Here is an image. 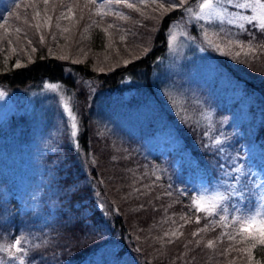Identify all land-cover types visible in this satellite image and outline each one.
Masks as SVG:
<instances>
[{
  "label": "trees",
  "instance_id": "trees-1",
  "mask_svg": "<svg viewBox=\"0 0 264 264\" xmlns=\"http://www.w3.org/2000/svg\"><path fill=\"white\" fill-rule=\"evenodd\" d=\"M54 1L59 7L57 14L52 11L51 18L55 26L59 25L58 34L63 36V30L71 27L60 15L65 18L73 0ZM260 1L264 4V0ZM27 2L12 0L8 10L0 15V24L10 19L14 28L7 35L0 34V49L4 42L20 37L17 29L33 26L36 10L24 7ZM74 2L76 6L83 4V0ZM17 4L19 8L15 7ZM90 5L96 7L91 2ZM19 9L22 10L18 12ZM227 11L251 13L233 7ZM179 12L173 9L163 18L158 17L156 28L151 24L154 32L143 56L107 72H93L88 65L63 62L48 56L46 51L21 67L12 68L14 61L5 62V51H0V88L38 91L43 82L59 84L71 94L73 112L76 108L79 119L76 148L62 135L53 153L44 152V158L36 156V161H45L54 174L50 175L51 188L41 193V211L20 210L14 197H4L0 192V247L23 237L21 246L25 253L17 255L23 257L25 264H264V245L239 233L238 226L221 221V204L217 209L198 210L194 201L200 199L188 183L194 177L196 186L201 183L214 187L223 180L237 179L241 157L237 156L240 151L236 146L241 140L247 143L246 154L242 155L251 158L247 151L256 149V161L264 163V27L254 20L221 25L224 41H232L230 45L241 46L243 51L230 59L227 47L223 49L218 62L205 72V82L200 83L195 81L199 76L191 71L181 75L167 72L168 76L163 71L168 56L166 34ZM13 14L16 19H12ZM135 15V19H142L140 14ZM91 16H87L93 27L91 32L79 28L76 38L81 40L88 34L96 54L105 52V47L128 48L133 39L135 48L142 32L147 30L143 18V24L133 22L128 32L114 26L113 36L105 41L107 29L99 25L104 23L93 14L99 23L96 24ZM22 18L24 23H20ZM146 21L151 23V18ZM191 27L190 33L195 35L197 31ZM217 27L216 24L210 28L209 33L219 31ZM71 74L91 81L94 95L77 84ZM184 74L194 80L185 82ZM124 88L127 90L123 91ZM127 91L131 93L127 97L130 101L136 102L138 97L143 99L142 105L144 101L151 103L149 124L160 123L178 141V146L145 156L137 149L142 135L126 132L140 127L139 124H124L126 133H115L103 126L99 115H120L121 122L133 115H126V105L112 98L115 93L121 97ZM173 95L180 96L181 104ZM223 119H228V124L221 125ZM232 127L242 137L227 145L230 140L225 136ZM187 151L188 161L184 159ZM33 158L30 156L29 160ZM146 164L149 173L142 169ZM161 164L167 165L166 173ZM0 175V185H4L7 174ZM207 230L210 247L200 244V233ZM236 240L240 242L233 243ZM0 264L19 261L10 260L5 251H0Z\"/></svg>",
  "mask_w": 264,
  "mask_h": 264
},
{
  "label": "rangeland",
  "instance_id": "rangeland-1",
  "mask_svg": "<svg viewBox=\"0 0 264 264\" xmlns=\"http://www.w3.org/2000/svg\"><path fill=\"white\" fill-rule=\"evenodd\" d=\"M11 1L12 0H0V15L8 10ZM129 2L137 4L139 11H134L123 5L117 6L115 4L110 7H95L93 9L88 0H83V4L79 3L77 4L78 6L74 4L75 2L73 0L72 4H69V6L74 5L71 7V11L67 9L68 11L65 14V18H63L64 14L60 15V19H64L66 23H69L68 26L71 28L63 30V32L61 31L63 36H60L58 34L60 29H57V26H55L52 21L53 16L51 20L45 23V20L48 17H51L53 10L55 11V14L58 12L59 6L55 4V1L49 0V4L45 6L42 0H29L24 7H29L32 3L37 6L41 5V8L35 7V13L39 12V15L37 16L34 14L36 19L33 22V26L30 27L27 25L26 28L20 27V37L17 39L11 38L9 42H4L5 46H3L0 51H5L3 53L5 62L14 61L12 68H17L14 66L17 60H19L21 66H23L29 62V57H31L32 61L38 53L46 51L48 56L59 59L63 62L67 61L70 64L88 65V68L93 72L110 71L116 67L125 65L126 60L133 61L140 56H143L145 49H147L150 44L154 32L153 28H151V24L155 26V21L158 17L159 19L163 18L166 14L173 11H164L163 9L158 8L157 5L163 3L164 0H156L155 3L153 0H129ZM200 2L201 0H195V2L192 0L189 4L192 6L193 10L196 11L198 10V4ZM239 2L253 4L252 8L240 9L243 11L249 10L251 13L241 14L242 12L227 11V8H235L234 5H227L226 11L224 12L225 18L223 22L219 19H213L211 21L196 20L190 18L180 10L178 13L179 16L169 25V29L172 30L176 39H171L169 36V29L166 34L168 56L167 60L163 62L164 74L168 76L167 72H171V74L174 73L181 75L183 72L191 71L199 76L195 81L201 83L205 82L203 79L205 72L210 70V67L218 62L219 59H217V57L220 56L219 52L223 49L227 47L226 50L229 51L228 54L230 55V59L239 57L237 53L243 51V48L241 46H232L230 45L231 43L224 41V38L221 36L223 31L221 32L219 27L224 24H229L227 22L229 19L234 21L230 25H238L242 24L243 21H248L241 19V17H256L254 21L258 24H261V21L264 20V8L257 7L255 5V0H239ZM106 3L107 0H97V4ZM260 4L264 5L261 1ZM85 5H87V7H85ZM20 10L22 9H19L18 12ZM117 12L122 13L124 16L128 17V19H121L116 15ZM90 14L93 18V14L97 18L99 17L98 20L104 23L99 24L98 21H96L97 18H94L96 24L98 23L99 25L105 26L107 29V35L103 37L105 41L113 36L111 30L115 29L114 26L120 27L124 32H128L131 31L130 28L133 27V22L135 24H140L142 22L140 20H143V18L145 19L143 21L147 26V30L142 32L141 37L139 38L140 41H137L135 48H133V42L136 41L135 39L131 40V44L128 48L123 46L120 49L112 48L110 42H107L111 48L105 50V47V52H98L96 54L92 52L93 49L90 47L91 39L88 36L93 28L88 24L89 22H87V16L89 17ZM135 14H140L142 19H135ZM16 17L17 15L13 14L12 19H16ZM146 18H151V23L146 21ZM24 21L25 19L22 18L20 23H24ZM11 22L12 21L8 19L7 22H2L0 24L3 26L0 27V34L7 35L5 33L14 29L11 27ZM37 24L40 25L39 29L36 27ZM141 24H143V22ZM216 24L219 31L209 33L210 28H214ZM109 25H112V27H109ZM191 26L197 31L195 35L190 33ZM208 27L209 30H207ZM73 28L76 29L74 32L72 31L74 30ZM79 28H85L86 32H88L83 38L80 37L81 40H77L76 38V32ZM62 29H64V27H62ZM205 32L208 33L207 38L205 37ZM41 36L44 38L43 42H41ZM208 39H211L213 43L209 44ZM0 42H2L1 38ZM35 45H38L37 51L32 52L31 49L35 47ZM217 45L219 47H217ZM136 48H139L141 51L138 52ZM49 49H51V52H49ZM61 56L66 58L60 59L59 57ZM73 61L76 62L74 63ZM188 65L191 66V69H189ZM211 70H213V68H211ZM160 71L162 70L160 69ZM71 76L77 84L84 85L90 93L94 95L93 93L95 92L93 91L95 88L93 89L91 87V81L85 79L81 80L75 74H71ZM184 76L185 82L190 79L194 80V78L190 77L188 74H184ZM50 84L51 83L49 82H43L41 86L42 89L38 91L32 89L9 90L0 88V91L6 93L3 98H0V173L7 174V180L6 177L3 178V180L5 179L4 185H0V192L4 197H14L21 205L20 210L27 211L39 209V211H41V193L43 195V192L46 189L51 188L52 183H50V175L52 174V176H54V174L50 169V165L45 161H40L38 163L36 161V156L38 158H44L46 152L53 153L59 145L58 142H61L62 135L68 137V141L73 147L76 148L78 145L77 136L79 133V127L76 122H79V119L76 113L77 109L75 108L73 112L76 117L75 123L77 124V135L73 137L70 135L72 131L71 121L64 108L65 100H68L69 106L73 111L71 94H68V91L66 89L64 90L59 84H56L59 85L58 89L52 90L48 87ZM202 85L203 84H200V86ZM124 89L125 90L123 91L127 90L126 88ZM129 91L124 92L121 97V94L118 95L115 93L112 95V98H117V103L126 105V115L129 113H133V115L125 118L124 122H121L120 115L115 118L105 114L99 115V117L102 118L103 126L115 133L120 131L119 133L127 132V134L132 133L142 135L141 139L138 140L137 149L145 156H151V154L157 150L171 151L172 148L178 146V141L167 133L165 131L166 129H163L160 123L157 122L153 126L149 124V122H151L152 112L151 103L144 101L142 105L143 99L139 100L138 97L136 102H133V100L130 101L127 98L131 95ZM170 92H172L171 89ZM148 96L151 98L150 93H148ZM179 97L180 96L173 95L172 98L176 100L177 103L181 104ZM175 107H177L176 103L174 104V108ZM227 121L228 119H223L221 125L227 123ZM124 124H130L132 126L133 124H139L140 127L137 128L136 126L135 130L130 128L125 132V128H122ZM232 128L233 129L226 133L225 136L226 140H230V143L226 142L227 145H232L235 140H241L242 137L234 127ZM246 145L247 143L241 140L236 146L240 151V155L237 156L241 157V163L238 165L240 171H237L236 174L237 179L230 178V182L223 180L220 185L214 187L201 186V183L196 186L194 177L188 182L190 185L189 189L194 191L199 199L201 197H217L218 195L226 196L227 199L217 200L216 206L221 204L220 207H218L220 209L218 212L222 213L221 215L228 217L226 220L227 222L238 227H240L239 223H233L234 217L246 213H252L261 205V203H264V163L262 161H256L255 158H257L256 155L258 152L256 149L253 150V152L247 151V154L250 155L251 158L242 155L243 153L246 154ZM126 154L128 155V153ZM188 155L189 153L187 151L184 155V159L187 161ZM30 156H33L34 158L29 160ZM183 161L184 160H182V162ZM148 166L149 165L146 164L145 167L142 168L143 171L149 173L150 170ZM161 166L163 167L161 170L166 173V170H168L167 165L161 164ZM258 185L261 187H257ZM241 189H243L242 193L240 191ZM204 207L210 208L207 204H204ZM200 235H203V238L200 240L201 245H205L206 243L208 245L211 244L212 241L208 239L210 230L204 231L200 233ZM252 235L258 237L259 234L257 227L252 228L251 234L245 233V237H248L251 240ZM223 239L225 242H231L230 240H227V238ZM239 240L241 241L243 239L239 238ZM240 241L236 240L233 243ZM257 241H259V239H257Z\"/></svg>",
  "mask_w": 264,
  "mask_h": 264
},
{
  "label": "snow or ice",
  "instance_id": "snow-or-ice-1",
  "mask_svg": "<svg viewBox=\"0 0 264 264\" xmlns=\"http://www.w3.org/2000/svg\"><path fill=\"white\" fill-rule=\"evenodd\" d=\"M43 4L47 6L49 4V0H42ZM90 2L94 5H96L97 8H105V7H110L111 5L115 4L117 6L123 5L124 7L128 9H133L139 11V8L137 4L129 2V0H107L106 4H97V0H90ZM155 3L156 0H153ZM195 2V0H193ZM187 5V6H186ZM227 5H234L235 8L238 9H247V8H252L253 4L251 3H240L239 0H201V2L198 4V10L194 11L192 6L188 3V0H164L163 3H159L157 6L159 9H163L164 11H171L173 9H178L181 10L182 13L187 14L190 18H194L196 20H213V19H219L221 22L224 21V12L226 11ZM255 5L257 7H262L264 8V5L260 4V0H255ZM33 8L36 7L35 4L31 5ZM15 7L19 8L20 5L17 4ZM69 7V11H71V6ZM87 7V5H85ZM46 10V8H45ZM36 15H39V12L36 13ZM116 15L120 17L121 19H128V17L124 16L122 13L117 12ZM36 17L34 16L33 19ZM59 19V18H58ZM241 19L248 20L249 23H251L253 20L256 19V17H241ZM49 20H51V17H48L45 20V23H47ZM229 24L233 23L234 21L229 19L227 21ZM262 27H264V20L261 21ZM0 27H3L0 25ZM37 29H39L40 25H36ZM59 27V25H57ZM109 27H112V25H109ZM243 27V25H241ZM17 32H19V29H17ZM169 36L171 37L172 40L176 39V36L173 34L172 30L169 29ZM205 37H208V33L205 32ZM43 36H41V42H43ZM123 40V37H121ZM208 43L212 44L213 41L211 39H208ZM229 43H232V41H229ZM217 47H219L217 45ZM251 47V46H250ZM261 48L264 49V45H261ZM32 52H36L37 49L33 47ZM148 49H145V52H147ZM49 52H51V49H49ZM239 55V53H237ZM60 59H65L66 57L61 56L59 57ZM29 61H31V57H29ZM74 63L76 61H73ZM130 60L125 61V66H127L128 63H130ZM15 67L19 68L21 67V63L19 60L16 61ZM49 88L52 90H56L59 88V85L56 84H50L48 85ZM4 95H6L5 92L0 91V98H3ZM64 108L68 114L69 120L71 121V133L70 135L75 137L77 135L76 129H77V124L75 123L76 117L73 114V111L71 107L69 106L68 100H65L64 103ZM239 172L240 170L237 169ZM257 187H261L258 185ZM241 193L243 192V189L240 190ZM227 199L226 196L224 195H218L217 197H201L199 201H194V205L197 207L198 210H205L204 209V204H207L211 208L216 207V202L217 200H224ZM260 218V219H258ZM183 219V218H182ZM228 217L226 216H220V220L224 221L227 220ZM197 223H199V219H197ZM233 223H239L240 227L238 229L239 233H249L251 234V230L254 227H257L258 230V237L255 235H252L251 238L253 241L259 239V243L261 245H264V203H261V205L255 209L254 212L252 213H246L242 214L240 216L234 217L233 218ZM175 235V233H174ZM230 239H235L234 236H230ZM24 238L21 237L19 239H14V243L6 246V247H0V251H5L12 261H19V264H25V261L22 256L17 255L18 253H25V249L21 246L22 245V240ZM211 244H209V247ZM255 247V243L252 245ZM14 249V251H13ZM262 252H264V249H262Z\"/></svg>",
  "mask_w": 264,
  "mask_h": 264
}]
</instances>
